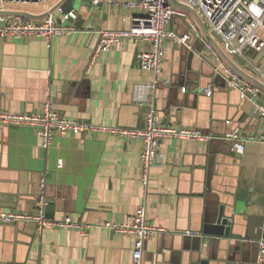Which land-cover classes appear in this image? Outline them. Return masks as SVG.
Masks as SVG:
<instances>
[{"label": "crops", "instance_id": "crops-1", "mask_svg": "<svg viewBox=\"0 0 264 264\" xmlns=\"http://www.w3.org/2000/svg\"><path fill=\"white\" fill-rule=\"evenodd\" d=\"M131 1L66 0L63 10L77 15L69 22L75 31L51 47L41 39L0 37V111L36 113L50 100L61 115L80 123L143 129L154 104L163 125L197 127L217 139L163 140V159L152 168L146 193L138 140L57 136L44 150L32 128L0 127V210L33 213L45 179L56 221L123 225L145 205L150 224L166 232L145 244L144 264H258L252 241L264 239V143L248 139L264 133V121L214 73L203 44L191 36L190 50L169 40L160 83L147 91V104L134 98L136 84L155 78L139 67L137 54L146 46L117 45L87 72L100 32L128 30L131 17L140 14L127 7ZM169 30L190 35L179 17ZM231 59L255 78L253 67L264 72V50ZM208 88L211 97L203 94ZM237 130L243 154L237 142L225 140ZM221 210L232 224H219ZM188 231L202 237L184 236ZM134 242L131 235L96 226L85 235L63 228L38 234L31 223L0 226V264H133Z\"/></svg>", "mask_w": 264, "mask_h": 264}, {"label": "built area", "instance_id": "built-area-1", "mask_svg": "<svg viewBox=\"0 0 264 264\" xmlns=\"http://www.w3.org/2000/svg\"><path fill=\"white\" fill-rule=\"evenodd\" d=\"M63 0H0V11H21L33 15H49L41 20L34 21L20 16L0 17V37L24 41L26 39L44 40L50 47L59 37H63L75 29L69 25L75 20V12H65L62 6H58ZM178 3L193 10L204 22L209 34L217 42L219 47L229 58L246 59V51L262 52L264 50V0H177ZM131 11H139V15L131 17V28L128 30H103L100 32V40L96 47L87 72L101 63L103 57L112 51L117 45L124 42L135 41L147 47L137 54L139 67L144 72L154 75V81L148 85H135V100L147 104V91L156 89L160 83L159 77L163 71L166 56V48L169 40L178 45L186 46L191 50V36L195 41L203 44L206 50L215 59L214 73L224 77L228 87L238 92L242 101L248 102L254 108V113L264 121V91L245 80L234 71L216 52L215 48L203 36L198 24L187 12L174 8L169 0H134L127 3ZM186 21L190 35L179 37L169 30L170 24L175 18ZM1 23L5 25L2 27ZM256 79L264 84V72L253 67ZM168 82H165L167 85ZM203 94L211 97L213 91L208 88ZM150 111L146 125L143 129H123L106 127L102 125L84 124L69 119L56 111L54 104L47 100L36 113H12L0 111V127H29L41 139L42 148L49 150L57 136L79 137L85 135L108 134L119 136L128 140H138L142 148L141 159V183L146 193L149 189L151 170L161 160V143L165 139L178 141L197 142L208 144L214 139V135L205 134L197 127L167 126L161 122V117L154 104L149 105ZM230 124V122H227ZM239 130L227 136L225 140L237 142V151L245 152V144ZM248 141L264 143V133ZM63 163L59 164V168ZM47 183L41 179L38 185L36 198V210L33 213L24 211L0 210V226H13L22 223L35 225L37 233L41 234L46 229L63 228L78 230L83 235L96 227H103L122 235L134 237V249L132 253L133 264H144L145 244L159 233H165L164 229L150 224L145 205L139 207L130 217L128 224L118 225L105 222L98 225H85L74 222L70 217L62 221L51 220L47 217L49 201L46 196ZM233 220L229 219V224ZM187 237H202V233L185 232ZM258 250L257 263H264V239L252 241Z\"/></svg>", "mask_w": 264, "mask_h": 264}, {"label": "water", "instance_id": "water-1", "mask_svg": "<svg viewBox=\"0 0 264 264\" xmlns=\"http://www.w3.org/2000/svg\"><path fill=\"white\" fill-rule=\"evenodd\" d=\"M66 0H63L58 6L54 7L51 9L50 13H53L57 7L62 6L63 3ZM169 3L171 6H173L174 8L183 10L185 12H187L190 16H192V18L196 21V23L198 24L203 36L206 38V40L211 43L213 45V47L215 48L216 52L220 55V57L234 70L236 71L238 74H240L245 80L249 81L251 84L257 86L258 88L262 89L264 91V84L260 81H258L255 77H253L252 75L248 74L247 72L243 71L241 68H239L234 61H232L231 58H229L224 52L223 50L219 47V45L217 44V42L213 39V37L209 34L205 24L202 22V20L199 18V16L191 9L185 7L184 5L180 4L177 2V0H169ZM90 9V8H89ZM91 10V9H90ZM49 15V13H45L42 15H33L31 13L28 12H21V11H0V17H9V16H20L29 20H34V21H41L43 19H45L47 16ZM5 24L1 23V26L3 27ZM205 55H207L205 53ZM212 57L213 55L210 54ZM214 59V57L212 58ZM213 68L215 67V59H214V64H213ZM15 208V207H14ZM53 212H54V205L53 204H49L47 207V217L51 220H53ZM219 224L223 225V226H228L229 224V219H224V215H223V210H221L220 213V218H219ZM207 234V232H205ZM200 264H209V261L207 259H204L200 262Z\"/></svg>", "mask_w": 264, "mask_h": 264}]
</instances>
